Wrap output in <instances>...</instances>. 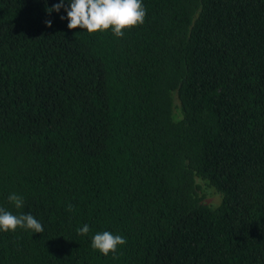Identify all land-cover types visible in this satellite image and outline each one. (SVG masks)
Wrapping results in <instances>:
<instances>
[{
  "label": "trees",
  "instance_id": "16d2710c",
  "mask_svg": "<svg viewBox=\"0 0 264 264\" xmlns=\"http://www.w3.org/2000/svg\"><path fill=\"white\" fill-rule=\"evenodd\" d=\"M59 2L0 0V207L44 228L0 264H264V0H142L123 37Z\"/></svg>",
  "mask_w": 264,
  "mask_h": 264
},
{
  "label": "clouds",
  "instance_id": "9594fccd",
  "mask_svg": "<svg viewBox=\"0 0 264 264\" xmlns=\"http://www.w3.org/2000/svg\"><path fill=\"white\" fill-rule=\"evenodd\" d=\"M67 3L68 7H65V0H60L46 11L49 14L53 11L59 13L64 8L67 16H61V19L68 20L67 27L70 30L83 29L89 35L111 31L116 37H123L125 31L143 24L146 16L142 0H67ZM45 23L52 27L50 20ZM8 200L16 209L24 206L23 197L16 193H11ZM18 228L31 230L33 233L44 231L43 225L32 214L14 215L0 207V231L15 232ZM89 231L86 224L77 229L79 235H87ZM124 244L125 238L110 231L98 232L91 239V247L104 256L115 254L118 247Z\"/></svg>",
  "mask_w": 264,
  "mask_h": 264
}]
</instances>
